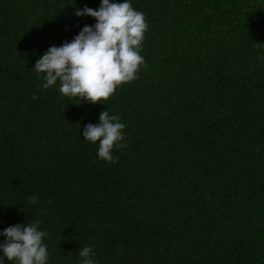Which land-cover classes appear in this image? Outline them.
Wrapping results in <instances>:
<instances>
[{"label":"trees","instance_id":"trees-1","mask_svg":"<svg viewBox=\"0 0 264 264\" xmlns=\"http://www.w3.org/2000/svg\"><path fill=\"white\" fill-rule=\"evenodd\" d=\"M100 2L0 0V231L39 220L47 264H264V0H130L137 78L96 104L44 89L36 60ZM103 110L115 163L82 135Z\"/></svg>","mask_w":264,"mask_h":264},{"label":"clouds","instance_id":"clouds-1","mask_svg":"<svg viewBox=\"0 0 264 264\" xmlns=\"http://www.w3.org/2000/svg\"><path fill=\"white\" fill-rule=\"evenodd\" d=\"M76 16H91L96 23L85 25L73 39L60 46H50L35 62L33 68L49 89L59 81L61 96L79 98L96 104L106 101L116 88L137 78L139 67L145 63L142 51L144 34L149 25L142 12L133 9L130 0L122 3L101 0L99 8L85 6L75 11ZM264 59V57H262ZM38 97L34 94L32 99ZM98 123H88L83 128V138L89 142H99L98 158L115 163L112 151L124 147L120 117L109 115L107 110L99 114ZM36 204V196L29 197ZM51 203V201H49ZM40 221L30 224L10 225L0 231L5 237L0 242V264L5 259L16 264H47L48 250L43 239L49 235L39 230ZM92 246L79 251L80 264H95Z\"/></svg>","mask_w":264,"mask_h":264}]
</instances>
